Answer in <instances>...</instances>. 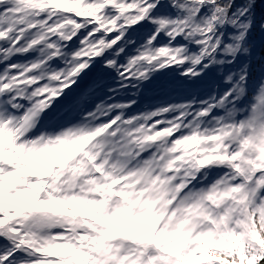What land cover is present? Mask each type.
I'll use <instances>...</instances> for the list:
<instances>
[{"label":"snow or ice","instance_id":"obj_1","mask_svg":"<svg viewBox=\"0 0 264 264\" xmlns=\"http://www.w3.org/2000/svg\"><path fill=\"white\" fill-rule=\"evenodd\" d=\"M0 264H264V0H0Z\"/></svg>","mask_w":264,"mask_h":264}]
</instances>
